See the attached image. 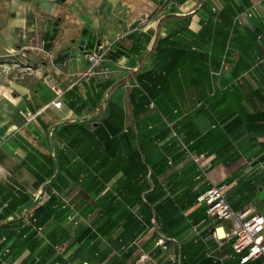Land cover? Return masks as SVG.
I'll use <instances>...</instances> for the list:
<instances>
[{"label": "crops", "instance_id": "0c3cea01", "mask_svg": "<svg viewBox=\"0 0 264 264\" xmlns=\"http://www.w3.org/2000/svg\"><path fill=\"white\" fill-rule=\"evenodd\" d=\"M0 164V264H241L198 197L264 215V0H0Z\"/></svg>", "mask_w": 264, "mask_h": 264}, {"label": "built area", "instance_id": "2783aa9c", "mask_svg": "<svg viewBox=\"0 0 264 264\" xmlns=\"http://www.w3.org/2000/svg\"><path fill=\"white\" fill-rule=\"evenodd\" d=\"M219 6L215 5L213 11L218 12ZM244 15H251L252 12L247 10L243 12ZM30 48H39V46H31L30 44L23 45L19 48L17 52V58L23 60L27 58L28 51ZM90 60V67L87 71L88 74H93L101 62L102 55L96 53H90L88 55ZM225 68L226 65H223ZM52 89L55 91L56 97L52 103L56 107L62 105V97L64 90L57 84L52 85ZM151 106H155L154 102L151 101ZM28 118H32L33 114L28 112ZM171 134L177 136V132L173 125L170 123ZM192 159L198 163L199 170L204 171L210 163V156L203 153H193ZM9 171L0 164V176L7 177ZM227 184L222 183L219 185H214L207 189L203 194L198 197L200 202L206 205V212L208 217L218 223L229 221L230 228L227 231V236H233V248L234 251L240 255V263L244 264L250 260L264 257V215L255 211L253 207H248L245 209L236 210L232 207L231 203L226 196ZM64 201L68 204L69 200L63 197ZM78 213L69 214L68 220L78 223L77 219ZM219 226L215 227L213 230V235L220 238L218 234ZM155 246H160L163 249H168L169 242L164 236H160L155 241ZM60 249L62 247H59ZM151 259V254L149 251H142L132 262V264H147ZM54 264H60L56 262ZM69 264V263H65ZM82 264H86L82 263Z\"/></svg>", "mask_w": 264, "mask_h": 264}, {"label": "rangeland", "instance_id": "374dc122", "mask_svg": "<svg viewBox=\"0 0 264 264\" xmlns=\"http://www.w3.org/2000/svg\"><path fill=\"white\" fill-rule=\"evenodd\" d=\"M156 122H157V120H156V121H153V120H152V122H151V123H152V124H154V123H156ZM157 126H159V125L157 124Z\"/></svg>", "mask_w": 264, "mask_h": 264}]
</instances>
